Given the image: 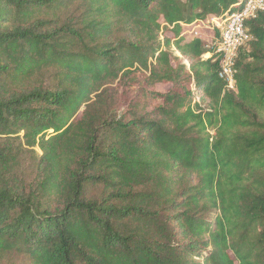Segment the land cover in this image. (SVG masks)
I'll use <instances>...</instances> for the list:
<instances>
[{"label": "trees", "instance_id": "16d2710c", "mask_svg": "<svg viewBox=\"0 0 264 264\" xmlns=\"http://www.w3.org/2000/svg\"><path fill=\"white\" fill-rule=\"evenodd\" d=\"M245 1L0 0V264H264V12L234 91L185 36Z\"/></svg>", "mask_w": 264, "mask_h": 264}, {"label": "built area", "instance_id": "2783aa9c", "mask_svg": "<svg viewBox=\"0 0 264 264\" xmlns=\"http://www.w3.org/2000/svg\"><path fill=\"white\" fill-rule=\"evenodd\" d=\"M261 12H264V0H246L240 10L226 18L214 17L191 26L195 28L203 26L214 32L213 45L209 47L220 57L219 77L225 81L228 90H236V58L239 50L252 39L246 29L247 23L256 19ZM210 56L211 52L203 57Z\"/></svg>", "mask_w": 264, "mask_h": 264}, {"label": "rangeland", "instance_id": "374dc122", "mask_svg": "<svg viewBox=\"0 0 264 264\" xmlns=\"http://www.w3.org/2000/svg\"><path fill=\"white\" fill-rule=\"evenodd\" d=\"M186 38L192 39L193 37H198L201 38L205 41L206 45H209L210 47H212L213 45V36H214V32L205 28V27H201V28H186V34H185ZM170 88V86H160L159 90L160 91H166ZM134 89H136V87H134V83L130 84L126 87H122L121 91H125V93H127L130 97L133 96L134 94ZM123 102L121 101V98L119 100V105L120 107L122 106Z\"/></svg>", "mask_w": 264, "mask_h": 264}]
</instances>
